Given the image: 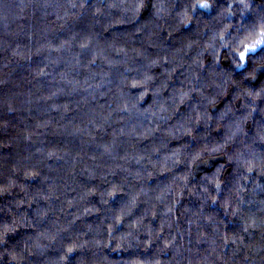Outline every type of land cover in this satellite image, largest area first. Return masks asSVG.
<instances>
[{
  "label": "clouds",
  "instance_id": "obj_1",
  "mask_svg": "<svg viewBox=\"0 0 264 264\" xmlns=\"http://www.w3.org/2000/svg\"><path fill=\"white\" fill-rule=\"evenodd\" d=\"M0 264H264V0H0Z\"/></svg>",
  "mask_w": 264,
  "mask_h": 264
}]
</instances>
